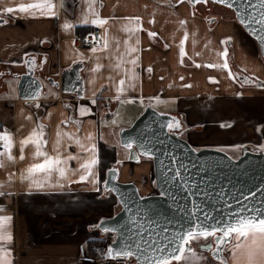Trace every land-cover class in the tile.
<instances>
[{
    "label": "crops",
    "instance_id": "crops-1",
    "mask_svg": "<svg viewBox=\"0 0 264 264\" xmlns=\"http://www.w3.org/2000/svg\"><path fill=\"white\" fill-rule=\"evenodd\" d=\"M29 2L32 0H4L0 4V18L4 19L0 25V132H10L16 143L12 150L15 162L5 159V167L0 168V192L4 193L0 195V217H11L7 231L13 236L8 245L12 264H88L79 259L80 244L99 240L102 235L93 226L120 209L116 196L105 195L103 188L111 165L117 164L118 179L133 182L141 195L154 187L146 177L147 165L152 164L150 157L131 162L126 148V156L116 158L106 140L114 139L116 133L119 136L120 129L130 126L147 104L183 122V137L196 149H240L264 143V86H258L264 85V60L255 40L231 15L212 12L198 16L189 0H94L91 4L89 0H64L56 16L34 18L18 11L3 12L4 7ZM90 8L108 21L100 28L109 48L95 54L75 42L76 36L95 25L92 21L97 16ZM137 17L139 23L130 19ZM66 23L73 27L66 30ZM126 27L140 30L132 35ZM186 35L182 59L180 44ZM127 47L136 51L126 59H135L137 64L125 63L122 67H134L136 78L134 87L117 99L114 84L123 75L108 66L116 62L112 57ZM225 48L232 49L235 64L252 83L230 77L229 68L208 66L224 63ZM32 60L33 67L41 69L37 75L43 90L38 99L25 101L18 96V75ZM97 64L105 67L94 72ZM73 66L80 70L82 95L63 92L55 85L62 72ZM105 101L113 113L110 121L102 115ZM81 108L88 110L86 115L81 116ZM69 119L79 122V131L75 123L64 128L62 121ZM113 120L117 122L112 124ZM41 123L46 126L47 151L52 155L58 126L76 133L88 148L95 146L94 154L85 152L65 138V145L71 147L61 151L64 155L71 152L84 159L96 158L93 171L99 183L91 182V178L80 182L81 172L59 183L54 176L40 189L19 179L35 162L32 146L25 148V159H19V141ZM82 162L71 160L69 167L79 169ZM195 252L207 259L204 252ZM227 259L231 264L228 250Z\"/></svg>",
    "mask_w": 264,
    "mask_h": 264
},
{
    "label": "water",
    "instance_id": "water-1",
    "mask_svg": "<svg viewBox=\"0 0 264 264\" xmlns=\"http://www.w3.org/2000/svg\"><path fill=\"white\" fill-rule=\"evenodd\" d=\"M229 2L233 4L231 8L227 4L213 3L234 12L237 22L255 40L264 60V44L259 41V34L253 31L260 25L251 22L253 16L258 17L259 0H251L256 8L249 7L248 0ZM3 22L4 19L0 18V25ZM40 70L26 62L25 72L18 75L17 89L21 100L33 101L41 95L43 82L37 75ZM55 85L63 92L82 95L79 67L63 71ZM33 95L36 98L29 99ZM169 122H178V119L147 104L130 126L119 131L121 145L132 144L131 148L125 146L131 162H138L140 157L151 158L157 193L141 195L133 182L118 179L117 164L108 168L103 188L105 195L112 193L116 196L120 210L93 226L102 236L113 235L108 249H117L124 243H139L144 255H148L149 245L154 247L153 240H162L166 235L189 227L194 219L192 213H197L199 219H203V213H208L220 220L246 206L264 208V150L244 145L238 156L232 157L217 148L196 149L178 132L180 124L170 131L165 127ZM145 149L151 154H144ZM105 228L110 230L105 232ZM199 249L202 250V245ZM132 251L137 253L132 256L133 264H138L140 253L135 247Z\"/></svg>",
    "mask_w": 264,
    "mask_h": 264
},
{
    "label": "snow or ice",
    "instance_id": "snow-or-ice-1",
    "mask_svg": "<svg viewBox=\"0 0 264 264\" xmlns=\"http://www.w3.org/2000/svg\"><path fill=\"white\" fill-rule=\"evenodd\" d=\"M3 2L4 0H0V4ZM181 2H183V0H181ZM189 2L193 4L207 3L208 0H189ZM213 2L227 4L230 8L233 6L229 0H213ZM89 3H94V0H89ZM248 4L249 7H257L256 4L251 3V0H248ZM57 7L63 8L64 0H59L58 3L54 2V0H32V2L29 3H20L15 8L4 7L3 12L14 13L18 11L20 13H28L35 18L37 15L56 16L58 14L56 11ZM90 12L97 16V19L92 21L96 26L103 27L108 23L106 19H100L93 9L90 8ZM130 19H134L137 23H139L140 20L138 17ZM85 22L88 21L85 20ZM150 22L154 23V21ZM251 22L260 25V28L253 29V31L259 34L258 39L261 44H264V0H259L258 17L253 16ZM184 23L186 22L181 21V24ZM71 27L73 26L67 23L64 25L66 30ZM125 30L134 35L140 29L126 27ZM149 35L154 37L157 34L149 33ZM101 39L103 43H98L92 47L91 51L93 54L97 51L108 50L109 44L107 40L104 38ZM187 39L188 37L186 35L180 44L182 59L185 55L184 45ZM135 51V48L127 47L125 52L120 53L119 56L112 57L116 62L108 66L112 72H115L117 75H123V78L119 79L118 83L114 84L116 87L117 99L124 95L127 88L134 87V80L136 78L134 67L125 69L122 65L128 63L136 66L137 61L135 59H126V57L131 56ZM227 55V48H225L224 56L227 57ZM97 59H99V57H97ZM31 63L35 64V60H32ZM199 66L200 65H197V67ZM208 66L223 69L229 68L227 59H225L222 64ZM104 67L105 66L102 64H97L93 71L99 72ZM229 76L236 78L230 71ZM108 79L115 81L113 76H109ZM243 83L250 84L252 81L248 77H244ZM35 98V95L29 97V99ZM95 102V100L92 101V103ZM36 106L39 107L40 105L37 104ZM87 112V109H80L81 116L86 115ZM28 119H31V117H28ZM116 122V120H113L112 124ZM72 123L77 124V131H79V122L71 119L62 121L64 128H67L68 125ZM165 127L171 131L174 128H178L179 123L169 122ZM65 138L71 141V144L79 146L83 151L95 153L94 145L88 148L76 133L63 131L58 126L56 141L53 147L55 155H52L47 151L48 140L46 139V126L42 123L37 124L27 137L19 141V159H25V148L32 146L34 149L32 159L35 161L21 173L19 179L28 181L30 187L40 189L51 182L54 176L57 177V183H59V181L68 178L70 175L81 172L82 174L79 176L80 182L89 181L91 178V182L99 183V181L95 179V173L93 171L98 160L94 157L84 159L83 156L71 152L64 155L61 149L64 147H71V144L65 145ZM88 139H91V135H89ZM125 146L131 148L132 144L128 143ZM14 147H16V143L11 133L7 130L0 132V168L5 167V159L9 162H15L16 157L12 152ZM140 147L143 148L144 145L141 144ZM144 154L150 155V150L145 149ZM78 159L83 161L80 163L79 169H71L69 167V161ZM173 163H175V161H173ZM9 179H11V177H9ZM3 194V192H0V195ZM0 211H2V209H0ZM192 216L194 219L191 221L189 227L166 235L162 240H153L154 247L149 245L148 255H144L143 248L139 243L135 245L132 243H124L117 249L110 247L107 252V257L110 259H128L137 254L132 251L133 247H135L140 253V255L137 256L138 264H173V262H176V264H201V261L205 260L206 257L197 255L192 244L193 242H198L200 239L208 240L212 238L213 242L203 245L202 251L211 252L218 264H229V261L223 256L225 250H228L230 253L231 264H264V208H248L246 206L244 209L234 212L226 218L222 217L220 220H215V218L211 217L208 213H203V219H199L197 213H192ZM10 221L11 217H0V264H12V260L10 259L12 252L8 245L13 241V236L7 231V226ZM109 230L108 228L104 229L105 232ZM165 232H167V229H165Z\"/></svg>",
    "mask_w": 264,
    "mask_h": 264
},
{
    "label": "built area",
    "instance_id": "built-area-1",
    "mask_svg": "<svg viewBox=\"0 0 264 264\" xmlns=\"http://www.w3.org/2000/svg\"><path fill=\"white\" fill-rule=\"evenodd\" d=\"M102 29L96 25L91 26L82 36H76L75 42L78 47L92 49L98 43H102ZM101 111L104 119L110 121L113 113L109 102L105 101L101 104ZM110 240L107 236H101L99 242H91L89 244L82 243L79 246V259L88 264H133L134 258L128 259H110L107 257L108 245Z\"/></svg>",
    "mask_w": 264,
    "mask_h": 264
},
{
    "label": "rangeland",
    "instance_id": "rangeland-1",
    "mask_svg": "<svg viewBox=\"0 0 264 264\" xmlns=\"http://www.w3.org/2000/svg\"><path fill=\"white\" fill-rule=\"evenodd\" d=\"M211 7H212V12H217V13H222V14H229L231 15L232 17L234 16V12L232 10H229V9H225V8H222V7H219V6H216V5H212L211 4ZM214 13V14H215ZM140 115V113L136 116V118ZM135 118V119H136ZM134 119V120H135ZM133 120V122H134ZM132 122V123H133ZM131 123V124H132ZM183 137V136H182ZM106 140H108V145L111 146L112 148V151L115 152V156L116 158H119L120 156H123L125 155V152L126 150V147L121 145L120 143V140H119V136H117V133L115 135V138L114 139H110V138H106ZM254 147H259V146H254ZM220 150L226 152L228 155L232 156V157H236L238 156V154L240 153V149H237V148H232V147H222V148H219ZM126 156V155H125ZM129 156V155H128ZM147 174H146V177H148L149 181L153 182L154 180V175H153V164H151L150 166L147 165ZM147 192V191H146ZM154 193H157L155 187L151 188L145 195H148V194H154ZM120 210V209H119ZM118 210V211H119ZM107 236V238L110 240V242L112 241L113 239V235L112 234H105ZM104 235V236H105ZM101 239V238H100ZM99 239V240H100ZM198 252H200V250H196ZM202 252V251H201Z\"/></svg>",
    "mask_w": 264,
    "mask_h": 264
},
{
    "label": "trees",
    "instance_id": "trees-1",
    "mask_svg": "<svg viewBox=\"0 0 264 264\" xmlns=\"http://www.w3.org/2000/svg\"><path fill=\"white\" fill-rule=\"evenodd\" d=\"M212 5H216L225 9H229L223 6H220L218 4H215L211 1H209L207 4H198L197 6H193V9L196 11L198 16L201 17H206L207 15L212 13ZM231 10V9H229ZM233 18H235V16H233ZM227 57H225V59H227L228 65H229V69L232 72V74H234V76H236L239 80H241L243 82L244 77H247L243 71H241L238 66L235 64L233 57H232V49L231 48H227ZM249 78V77H248ZM100 240L94 241V242H99Z\"/></svg>",
    "mask_w": 264,
    "mask_h": 264
},
{
    "label": "flooded vegetation",
    "instance_id": "flooded-vegetation-1",
    "mask_svg": "<svg viewBox=\"0 0 264 264\" xmlns=\"http://www.w3.org/2000/svg\"><path fill=\"white\" fill-rule=\"evenodd\" d=\"M31 66H33V64H31ZM40 67H35L36 70H38ZM176 117V116H175ZM178 119V118H177ZM178 123L180 124L181 126V129L180 131H178L179 133H181V136H183V133L185 132V126L183 124V122H181L179 119H178ZM184 138V137H183ZM185 139V138H184ZM259 149L261 150H264V143H262L261 145H259L258 147ZM200 149V148H199ZM241 149V148H240ZM237 157V156H236ZM112 166V165H111ZM212 238H209L208 240H204V239H200L198 242H193V247H194V250H200L199 249V246L200 245H206L208 243H212ZM202 251V250H200ZM204 252L206 255H207V259L205 261V264H218L217 260L213 258L212 256V253L211 252H208V251H202ZM223 256L225 259H227V250L224 251L223 253ZM228 260V259H227Z\"/></svg>",
    "mask_w": 264,
    "mask_h": 264
}]
</instances>
